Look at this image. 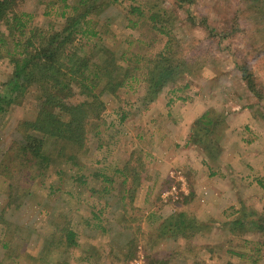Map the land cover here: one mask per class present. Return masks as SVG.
Listing matches in <instances>:
<instances>
[{
  "label": "rangeland",
  "instance_id": "rangeland-1",
  "mask_svg": "<svg viewBox=\"0 0 264 264\" xmlns=\"http://www.w3.org/2000/svg\"><path fill=\"white\" fill-rule=\"evenodd\" d=\"M39 1L26 0L24 8L36 13V24L44 26L47 19L42 16ZM240 1L194 0L189 8L198 18H207V29L200 24L173 22V32L185 41L184 45L198 48L201 54L210 51L212 55L205 57L207 65L192 75L186 74L184 81L169 84L147 110L143 109L141 103V83L134 82L132 88L120 90L119 97L115 96L118 102L110 95L102 97L106 110L103 119L98 122L101 134L97 138L91 134L89 152L82 159L86 166L81 173L90 176L91 180V173L98 170L104 175L113 176L112 183L101 184L112 187L114 191L112 195L107 193L100 203L93 197L91 200L96 204L94 209L85 201L77 206L76 199L73 205L69 203L71 197L66 195L68 191L74 195H78L79 191L86 192L90 185H73L67 175L59 179L55 170L49 173L43 184L31 185L28 179L20 177L16 180L19 186L11 198L6 196L7 186L0 176V219L6 227L11 225L8 229L13 228L12 235L3 238L5 227L0 221V264H43L32 257H35L43 238L52 231L50 217L60 211L67 212L73 218L82 247L70 255L68 250L64 253L60 246L44 264H101L103 256H109L111 264H145L146 255L154 250H160L163 258H170V264H226L228 261L251 264L242 259L240 261L238 256L231 254V250L245 251L253 255V259L260 257L256 264H264L263 248L260 247L262 252L259 254L253 246L260 234L255 229L247 230V223L235 233L230 231L229 225L244 210L258 217L264 214V119L261 117L264 112V53L252 52L254 55H248L249 39L244 32H235L233 20ZM119 2L122 6L111 7V13L101 15L94 22L101 24L106 47L116 50L123 48L137 54L139 67H144L148 58L163 49L166 38L149 25L140 29L127 28L126 13L130 6L139 5L145 12L154 5H157L156 9L161 6L170 8L180 14L181 20L186 15L175 6L176 0ZM222 27L227 28L229 37L222 40L223 35H210L212 28L217 34ZM142 57L147 59L142 60ZM242 60L249 61L262 98L252 96L247 90L245 79L236 67L237 61ZM11 72V64L7 60H0L1 91L4 90L2 83L9 79ZM186 83L189 86L181 89ZM35 101L32 94H28L21 104L13 105L4 115L0 114V159L17 123L33 113ZM118 108L119 113H128L123 123L119 121L120 116L113 112ZM210 110L216 116L225 117V121L216 126L213 133L215 141L222 139L223 148L215 160H210L190 140L194 126L198 127L197 119ZM99 144H102L100 149ZM204 160L211 162L209 167L207 163L202 164ZM128 161L142 177V182L134 192L133 199L125 200L127 207L123 208V203L118 201L124 194L121 184L123 177L113 174V171L115 167L122 170L121 167ZM100 178L99 182H103V177ZM53 186L58 189L57 192L53 193ZM106 198L110 204L118 201L113 209L104 206ZM9 200L13 204L10 207L5 205L2 212L1 207ZM42 203L50 205L48 214L39 213ZM131 206L136 207L137 211L132 210ZM93 210L101 211L108 221L94 220ZM180 211L205 222L208 227L190 233L189 239L174 236L161 240L152 235L164 218ZM152 214H155V218L160 215L161 219L157 217L156 221ZM137 225L150 233L151 237L143 239L149 241L146 242L148 244L153 243L155 248L141 244V238H138L134 255L126 263L121 251L115 257L108 255L109 246L116 247L117 244L113 240L114 235L121 241L122 229L133 227L134 231ZM102 227L113 228V234L104 233ZM125 235L128 238V232ZM2 241L14 252L2 248ZM16 251L20 256L16 255ZM88 255L93 256L94 260H87Z\"/></svg>",
  "mask_w": 264,
  "mask_h": 264
},
{
  "label": "trees",
  "instance_id": "trees-1",
  "mask_svg": "<svg viewBox=\"0 0 264 264\" xmlns=\"http://www.w3.org/2000/svg\"><path fill=\"white\" fill-rule=\"evenodd\" d=\"M193 2L194 0H176L175 6L186 15L184 20H181L177 11L169 10L170 8L161 6L156 9L157 5H154L145 12L139 5L130 6L126 13L127 28L140 29L149 25L152 30L166 38L163 49L148 58L144 67H139L137 54L134 55L123 48L116 50L106 47L103 44L104 33L101 24L99 25L98 21L94 22L101 15L111 13L109 11L111 7L122 6L119 0H40L42 16L47 19L44 26L36 24V13L24 8L26 0H0V60H7L12 66L9 79L2 83L4 90H0V114L4 115L13 105L21 104L28 94H32L33 100H36V104L32 105L33 113L31 112L29 118L17 123L7 149L1 154L0 176L6 183L7 197L11 198L15 195L19 186V181L16 180L20 177L28 179L31 185L43 184L52 170H55L59 179L67 175V179L73 185L78 184L82 187H86L83 186L85 184L90 185L88 191H79L78 195H74L71 191L66 193L71 197L69 203L73 205L76 199L77 206L85 201L94 209L96 204L91 200L93 197L100 203L107 197V193L112 195L114 189L102 184L112 183L113 176L104 175L97 169V172L91 173L93 175L91 180L90 176L81 173L86 166V163H82V159L89 152L91 134L94 138L101 134V125L98 122L103 119L106 110V103L102 97L110 95L115 102H118L116 98L119 97L120 90L132 88L134 82L141 83L143 89L141 103L143 109L147 110L169 84L184 81L186 74L192 75L208 64L205 57H211L210 51L201 54L198 48H188L184 45L185 41L173 32L174 21H185L191 25L200 24L207 29V18L202 16L198 18L190 10L189 6H192ZM109 19L111 18L107 20ZM233 23L235 32H244L250 41L248 55L264 53L262 52L264 51V0H241L238 9H235ZM226 30L227 28L222 27V30L216 34L212 28L210 35L213 37L223 35L221 38L223 40L230 36ZM143 59L147 58L142 57ZM236 67L241 71L249 93L262 98L258 80L250 70L249 61H237ZM188 86L189 84L186 83L181 89ZM116 95L118 97H115ZM117 110L119 108L114 109L113 112L120 116L119 121L123 123L128 118V113L120 109L121 114ZM214 113L213 110L206 111L197 119L198 127L194 126L190 139L210 160L220 156L223 149L222 139L217 138L221 141H215L213 133L216 126L225 121V117L216 116ZM261 117L264 119V112L261 113ZM101 146L102 144L98 145L99 149ZM206 163L208 166L211 162ZM132 166L128 161L121 167L122 170L120 167H115L113 171V174L123 177L121 184L124 194L118 200L120 204L123 203V208L127 207L125 200L130 197L133 199L134 192L142 182V177ZM100 176L103 177V182H99ZM57 191L58 189H54L53 186V193ZM105 202L104 206L111 209L117 203L111 205L108 198ZM12 204L11 200L5 202L1 210L5 205L10 207ZM40 205L43 207L40 208L39 213L48 214L50 205L45 203ZM136 209L132 207V210L137 211ZM188 215L187 212L182 211L169 215L160 222L152 235L161 240L174 236L189 239L190 233L208 227L205 222ZM151 216L154 217L155 214ZM159 216L156 215L154 219L160 220ZM92 218L102 222L108 221L101 215V211L93 210ZM49 221L52 231L45 235L35 257H32L43 264L60 246L63 247L64 253L68 250L70 255L82 247L77 238L79 231L67 212L52 214ZM1 222L5 227L3 238L5 235L11 236L13 228L8 229L11 225L6 227L7 225ZM246 223L247 230L255 229L261 236L253 242L256 253L262 252L260 247L264 252V214L258 217L253 212L247 213L244 210L230 222V231L235 233ZM132 228L122 229L124 232L122 242L114 235L113 240L117 241V244L116 247L109 246L111 248L107 250L108 255L115 257L120 255L121 251L126 263L134 255L140 238L141 244H148L146 242L149 241L143 238L151 237L150 233H146L140 225H137L134 231ZM102 230L104 233L113 234V228L104 227ZM127 232L128 238H125ZM149 245L155 246L153 243ZM2 248L14 252L4 241ZM159 251L148 253L145 264H170L171 259L163 258ZM230 252L238 256L240 261L242 259L251 264H256L260 260V257L253 259V255L245 251ZM16 255L20 256V253L16 251ZM103 258L101 264H111L109 256ZM86 259L94 260L90 255ZM226 264H237V262L228 261Z\"/></svg>",
  "mask_w": 264,
  "mask_h": 264
},
{
  "label": "crops",
  "instance_id": "crops-1",
  "mask_svg": "<svg viewBox=\"0 0 264 264\" xmlns=\"http://www.w3.org/2000/svg\"><path fill=\"white\" fill-rule=\"evenodd\" d=\"M206 163V160L202 161V164ZM208 167V166H207Z\"/></svg>",
  "mask_w": 264,
  "mask_h": 264
}]
</instances>
